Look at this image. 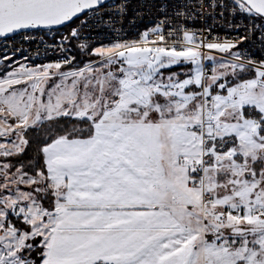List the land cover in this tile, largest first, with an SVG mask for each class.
Returning <instances> with one entry per match:
<instances>
[{
  "label": "snow or ice",
  "instance_id": "1",
  "mask_svg": "<svg viewBox=\"0 0 264 264\" xmlns=\"http://www.w3.org/2000/svg\"><path fill=\"white\" fill-rule=\"evenodd\" d=\"M0 264H264V0H0Z\"/></svg>",
  "mask_w": 264,
  "mask_h": 264
}]
</instances>
